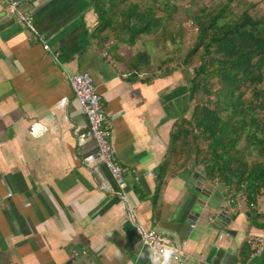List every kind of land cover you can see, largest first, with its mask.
Here are the masks:
<instances>
[{
    "label": "crops",
    "instance_id": "obj_1",
    "mask_svg": "<svg viewBox=\"0 0 264 264\" xmlns=\"http://www.w3.org/2000/svg\"><path fill=\"white\" fill-rule=\"evenodd\" d=\"M24 8L50 49L0 0V264H68L76 246L86 248L84 264H148L140 225L169 246L186 241L191 264H215L216 254L207 261L214 249L217 264H264V239L249 242L264 229L256 225L264 196L251 203L244 191L229 205L239 189L210 179L194 155L180 163L173 155L176 122L193 99L187 68H157L149 55L132 72L155 33L119 42L118 31L99 30L93 0H31ZM79 71L93 77L111 119L122 190L70 86ZM198 181L210 182L208 196L194 189ZM198 202L213 206L214 221L204 207L190 222ZM221 212L224 220L216 219Z\"/></svg>",
    "mask_w": 264,
    "mask_h": 264
},
{
    "label": "trees",
    "instance_id": "obj_2",
    "mask_svg": "<svg viewBox=\"0 0 264 264\" xmlns=\"http://www.w3.org/2000/svg\"><path fill=\"white\" fill-rule=\"evenodd\" d=\"M161 1L93 0L98 28L111 27L118 31L119 42L132 45L155 32L165 20L173 19L179 10L172 0H165L163 6ZM217 1L194 13L191 21L197 27V40L182 61L187 67L190 59L198 56L200 63L192 70L190 81L192 92L202 91L210 103H197L189 118L184 115L177 120L173 155L179 163L194 155L195 164L204 165L210 179L229 188L245 189L248 200L255 203L264 196V119L255 113L257 109L264 111V89L259 87L264 81V14H251L250 8L236 14L231 6L238 0ZM139 55L132 72L149 58L147 52ZM247 89L250 99L245 101ZM243 134L257 161L244 158L239 148ZM262 214L256 220L264 219ZM256 225L264 228V220ZM244 251L250 253L249 247Z\"/></svg>",
    "mask_w": 264,
    "mask_h": 264
},
{
    "label": "built area",
    "instance_id": "obj_3",
    "mask_svg": "<svg viewBox=\"0 0 264 264\" xmlns=\"http://www.w3.org/2000/svg\"><path fill=\"white\" fill-rule=\"evenodd\" d=\"M1 1L9 8L10 13L17 19V21L24 28L33 33L36 38L41 40L45 49L49 50L50 48L48 44L35 26L32 13L24 8V6H26L31 0ZM191 23L189 22V24ZM69 83L73 90L75 99L88 117L91 134L97 143L98 152L101 156L102 162L109 170L120 190H122L125 183V169L115 158V149L112 144L111 119L105 111L102 98L97 91L94 79L89 72L79 71L69 76ZM244 195V190L239 189L230 191L227 196V204H239L240 200L244 198ZM121 198L125 203L129 202L128 196L125 193L121 195ZM128 207L130 208L129 210L132 211V208L130 206ZM139 234L142 247L147 248L148 250L150 245L174 249V254L170 258V264H191L189 262V256L185 254L186 241L183 240L176 247L169 246L164 234L155 228H148L143 225L139 226ZM263 239L264 229L259 234L254 235L252 239H249V242H255L257 240L262 241ZM262 250L263 246L261 245L257 252ZM86 253L87 251L84 246L73 247L69 253L68 264H84L85 261L83 257ZM199 257L202 259L204 255L201 254ZM7 264L20 263L9 261ZM148 264H151V261H149Z\"/></svg>",
    "mask_w": 264,
    "mask_h": 264
},
{
    "label": "rangeland",
    "instance_id": "obj_4",
    "mask_svg": "<svg viewBox=\"0 0 264 264\" xmlns=\"http://www.w3.org/2000/svg\"><path fill=\"white\" fill-rule=\"evenodd\" d=\"M148 1L149 0H140L141 4ZM164 1L165 0L159 2L161 6H163L162 3ZM215 1L218 2L217 0H172V2L177 4L179 10L174 12L173 19L165 20L166 22L163 25L161 24L162 26L154 32V36L148 37L153 38L152 44L148 47L151 63H154L157 68H161L163 66H170V68L181 66L183 59L186 57L188 51L195 45L197 40V27L191 23L194 13H196L200 7L210 5ZM231 7L236 14H241V12H243L246 8L251 9L249 10L251 14L256 13L258 16L264 14V0H238L235 1ZM189 22L191 24H189ZM137 48L139 50H143L146 47L143 48L141 42H139ZM190 60L189 65L187 67L185 66V70L187 68V76L191 81L193 75L192 70L194 67L198 66L200 62L197 55L196 57H192ZM190 81L189 84L191 85ZM259 87L264 89V81L259 85ZM190 93L193 99L190 104L191 109L186 115L187 118L191 116L190 113H192V110L197 103H210L209 96L202 91L199 93H193L191 90ZM210 98L213 99V96ZM243 99L245 101L250 99L249 89L246 90ZM263 112L264 111L261 109H257L255 113L258 114V116L259 114L261 115L259 116L260 119H264V115H262ZM200 143L201 149H203L204 143L202 141ZM239 148L242 150L244 158L249 162H254L259 159L253 149V146H251L248 142L245 134L241 137ZM251 149L253 151H251ZM195 167L198 166L196 165Z\"/></svg>",
    "mask_w": 264,
    "mask_h": 264
},
{
    "label": "water",
    "instance_id": "obj_5",
    "mask_svg": "<svg viewBox=\"0 0 264 264\" xmlns=\"http://www.w3.org/2000/svg\"><path fill=\"white\" fill-rule=\"evenodd\" d=\"M209 184H210V182H207L205 184V186H203L204 183H202L201 181H198L197 182V185L194 186V189H196L197 192H199L201 194V196H205L206 197V196H208V194H207L208 190H207L206 186L209 185ZM204 207L207 208L208 212H210V215H209L210 218H212L213 221L215 220L214 219L215 217H213L215 215V212L212 210L213 209V206L210 203H208V202H206L205 205H203V204H201V203L198 202L196 204L195 208H194V210L197 213H196V215H193L191 217L190 222L195 223V220L194 219L200 217L201 211L204 209ZM224 217H225L224 216V213L221 212V213H218L217 214L216 219L224 220L223 219ZM214 254H216V255H215V257H214V259L212 261H213V263L217 264V260L219 259L220 254H221V249L220 250H217V252H216V249H214V251L211 252V254L209 256V259H207V261H211L210 259H212V257H213Z\"/></svg>",
    "mask_w": 264,
    "mask_h": 264
},
{
    "label": "clouds",
    "instance_id": "obj_6",
    "mask_svg": "<svg viewBox=\"0 0 264 264\" xmlns=\"http://www.w3.org/2000/svg\"><path fill=\"white\" fill-rule=\"evenodd\" d=\"M174 254V249L160 246H149V259L151 264H170V258Z\"/></svg>",
    "mask_w": 264,
    "mask_h": 264
}]
</instances>
